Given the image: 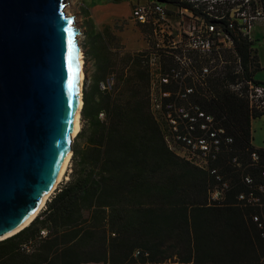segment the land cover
Masks as SVG:
<instances>
[{"label":"trees","instance_id":"trees-1","mask_svg":"<svg viewBox=\"0 0 264 264\" xmlns=\"http://www.w3.org/2000/svg\"><path fill=\"white\" fill-rule=\"evenodd\" d=\"M163 3L194 6L193 0ZM254 45L235 34L245 73L262 70ZM149 53L122 57L112 88L101 82L113 57L109 50L97 54L70 178L28 226L0 240V264H264V230L253 219L262 208L239 199L254 192L264 205V147L252 143L248 100L226 87L235 75L221 71L196 96L234 137L211 163L219 180L166 143L151 110ZM222 180L229 188L213 199Z\"/></svg>","mask_w":264,"mask_h":264},{"label":"water","instance_id":"water-1","mask_svg":"<svg viewBox=\"0 0 264 264\" xmlns=\"http://www.w3.org/2000/svg\"><path fill=\"white\" fill-rule=\"evenodd\" d=\"M65 5L0 0V240L34 220L26 223L74 154L80 77Z\"/></svg>","mask_w":264,"mask_h":264},{"label":"built area","instance_id":"built-area-1","mask_svg":"<svg viewBox=\"0 0 264 264\" xmlns=\"http://www.w3.org/2000/svg\"><path fill=\"white\" fill-rule=\"evenodd\" d=\"M193 5L171 12L163 2H136L131 16L137 23L151 25L154 45L148 57L150 104L166 143L186 160L211 169L221 180L211 163L224 146L233 143L234 137L196 96L229 68L235 78H228L226 87L248 100L252 118L264 115V83L251 74V67L250 74L245 73L242 58L234 49L238 32L255 40L252 29L257 20H264V0H193ZM101 87L112 88L111 79L101 82ZM253 158L258 159L257 153ZM233 162L240 165L237 158ZM245 181L250 184L253 179L246 175ZM228 188V181H223L212 198L220 199ZM239 199L262 208L253 219L264 230L260 197L249 192L241 193Z\"/></svg>","mask_w":264,"mask_h":264},{"label":"rangeland","instance_id":"rangeland-1","mask_svg":"<svg viewBox=\"0 0 264 264\" xmlns=\"http://www.w3.org/2000/svg\"><path fill=\"white\" fill-rule=\"evenodd\" d=\"M148 1L150 0H65V13L75 16V23L81 29L79 42L85 56L83 96L84 90L94 82L97 54L110 51L114 63L105 81L110 78L112 86L115 87L122 64L120 59L128 53L140 52L153 47L154 38L151 30L135 22L131 16L134 3H146ZM167 9L171 12L177 10L173 6H167ZM99 34H102L104 38L100 39ZM252 36L255 39L254 51L258 53L262 67V70L256 74V79L264 83V20L255 22ZM77 135L74 138L73 147L77 142ZM252 135L253 144L256 147H264V116L256 118L253 122ZM79 142L82 143V140ZM73 169L74 162L71 158L65 175L53 190L49 199L57 188L70 178Z\"/></svg>","mask_w":264,"mask_h":264},{"label":"bare ground","instance_id":"bare-ground-1","mask_svg":"<svg viewBox=\"0 0 264 264\" xmlns=\"http://www.w3.org/2000/svg\"><path fill=\"white\" fill-rule=\"evenodd\" d=\"M71 15V14H68ZM76 20V19H75ZM74 31H76V34L74 35V42L76 49H75V67H76V71L77 74L79 75V80H77V111H76V116H75V120H74V124H73V130H72V139H74L76 137V135L80 132L81 130V111L84 105L83 102V86H84V79H85V69H84V64H85V56H84V52H83V48L80 44V34H81V29L79 28V26L75 23L74 21ZM72 149H69L66 157H65V161L64 164L62 166V169L60 171V174L53 186V188L51 189V191L49 193H46L41 202L39 203V205L36 207V209L33 211V213L31 214V216L29 217V219L27 220L26 223H28L30 221V219H33L37 214L40 213V211L42 210V208L44 207L46 200L49 198V196L51 195V193L53 192V190L57 187L58 183L62 180L63 176L65 175V172L67 170V167L69 165V162L71 161L72 158Z\"/></svg>","mask_w":264,"mask_h":264},{"label":"crops","instance_id":"crops-1","mask_svg":"<svg viewBox=\"0 0 264 264\" xmlns=\"http://www.w3.org/2000/svg\"><path fill=\"white\" fill-rule=\"evenodd\" d=\"M260 64H261V62H260ZM260 71H261V70H260ZM258 72H259V71H258ZM258 72H257V73H258ZM257 73H256V74H257ZM263 116H264V115H263ZM257 118H258V117H257ZM255 120H256V118H253L252 121H251V129H252V127H253V122H254ZM252 136H253V135H252ZM253 140H254V139H252V143H253Z\"/></svg>","mask_w":264,"mask_h":264}]
</instances>
